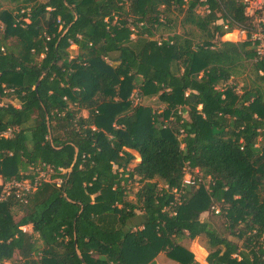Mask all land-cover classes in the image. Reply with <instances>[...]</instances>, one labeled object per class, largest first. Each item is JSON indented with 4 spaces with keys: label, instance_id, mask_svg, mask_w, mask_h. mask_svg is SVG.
Here are the masks:
<instances>
[{
    "label": "trees",
    "instance_id": "trees-1",
    "mask_svg": "<svg viewBox=\"0 0 264 264\" xmlns=\"http://www.w3.org/2000/svg\"><path fill=\"white\" fill-rule=\"evenodd\" d=\"M8 1L0 100L18 107L0 102V177L53 174L26 202H0V264H199L177 240L200 237L208 264H264V59L221 40L255 29L242 1ZM173 13L197 40H153ZM244 63L255 82L237 93ZM134 93L163 109L133 106ZM187 167L201 181L184 186Z\"/></svg>",
    "mask_w": 264,
    "mask_h": 264
},
{
    "label": "rangeland",
    "instance_id": "rangeland-1",
    "mask_svg": "<svg viewBox=\"0 0 264 264\" xmlns=\"http://www.w3.org/2000/svg\"><path fill=\"white\" fill-rule=\"evenodd\" d=\"M12 9H14V5L10 4L8 0H0V11L4 10L6 13H8V15L10 17H12L13 16V12H11ZM199 13L201 15H203L204 11L199 10ZM169 17L172 18V20L175 23H173L172 25L161 26L160 28H158V30L156 31V35L154 36L153 40L159 41L161 37L165 38V37L171 36L173 34H184L188 31H192V33L194 35H196V40L198 39L197 37L199 34L196 30H194V29L191 30V29H189L190 27L182 26L180 24V16H177L176 13H173ZM255 18L264 19V16H259V13L257 12L255 14ZM230 34L231 35H227V34L224 35L221 38V40L222 41H230V42H234V43L242 42L244 40L243 35L237 34V32H235V34H234V31H233ZM67 51H68L71 58L75 57L79 53V50L74 45H71ZM254 80H255V78L251 72L250 66L248 65V63H244L243 66L238 67L236 69V74L230 78L229 84L236 85L237 93H242L244 91V88H250L252 86V83L255 82ZM0 102L1 103H10V104L14 105L15 107H18L17 101L12 97L2 98L0 100ZM139 104L146 106V107H150L153 110H157V111H161L163 109V105L158 101L157 97L142 98V99H140ZM133 106H135V105H133ZM83 115H85V112H83ZM137 161H138V158L132 164L134 165ZM49 175H51V173H49ZM208 182H209L208 178H206L203 181L205 188H207ZM135 190H136L135 187L130 190V192L127 195V200L134 201ZM216 210H219V208L217 207ZM206 215L207 214L204 213L201 216H202V218H204ZM215 221H216L217 225H220V223L222 222L221 219H218ZM135 223H136V221H135ZM22 230L29 231V230H31V227L30 228L22 227ZM226 236L230 240L236 241L239 245L241 244V242L237 241L234 238V236L231 235L230 233H227ZM177 243L180 246L187 249L193 255V258L196 262H198L199 264H208L206 261V258L208 256L207 244H206V239L204 237L196 238L192 241L188 240L187 238H182L180 240H177ZM19 263L21 264L22 261L19 259L18 255L15 253L13 255V259L11 261L5 262L4 264H19ZM155 264H179V263L177 261L172 260L171 258L165 256V254L161 253L155 258Z\"/></svg>",
    "mask_w": 264,
    "mask_h": 264
},
{
    "label": "built area",
    "instance_id": "built-area-1",
    "mask_svg": "<svg viewBox=\"0 0 264 264\" xmlns=\"http://www.w3.org/2000/svg\"><path fill=\"white\" fill-rule=\"evenodd\" d=\"M245 5V14L247 16H255V14L261 10L263 0H241ZM255 29L248 35L244 30H237V34L243 35V41L249 40L255 47L257 53V59H264V19L254 18ZM133 105H137L140 102L138 93H134L131 96ZM35 176L33 179H25L21 181L2 182V191L0 194V202L6 201L8 198H13L19 202H26L29 194L33 193L37 187L43 182L51 181L50 176L53 174L52 169L49 167L35 169ZM51 173V175H49ZM201 181V174L198 169L191 170L190 168L185 169L182 184L191 185L195 182V179ZM57 186L62 183L61 179L53 180ZM216 214L218 210L214 211Z\"/></svg>",
    "mask_w": 264,
    "mask_h": 264
},
{
    "label": "crops",
    "instance_id": "crops-1",
    "mask_svg": "<svg viewBox=\"0 0 264 264\" xmlns=\"http://www.w3.org/2000/svg\"><path fill=\"white\" fill-rule=\"evenodd\" d=\"M233 32V31H232ZM235 32H237V30H234V34H235ZM226 35V34H225ZM227 35H231L230 33H227ZM2 182V179H1V177H0V183ZM25 227H28V228H30V226H25ZM31 230H29V231H27V232H30Z\"/></svg>",
    "mask_w": 264,
    "mask_h": 264
},
{
    "label": "water",
    "instance_id": "water-1",
    "mask_svg": "<svg viewBox=\"0 0 264 264\" xmlns=\"http://www.w3.org/2000/svg\"><path fill=\"white\" fill-rule=\"evenodd\" d=\"M38 84V83H37Z\"/></svg>",
    "mask_w": 264,
    "mask_h": 264
}]
</instances>
